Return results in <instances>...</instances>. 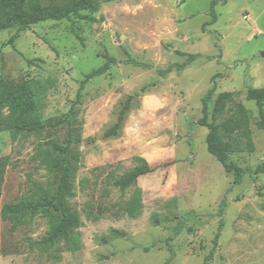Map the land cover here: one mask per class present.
Returning a JSON list of instances; mask_svg holds the SVG:
<instances>
[{"label": "rangeland", "instance_id": "1", "mask_svg": "<svg viewBox=\"0 0 264 264\" xmlns=\"http://www.w3.org/2000/svg\"><path fill=\"white\" fill-rule=\"evenodd\" d=\"M211 1L98 0L96 12L0 31V77L42 86V122L63 120L37 132L0 131V157L10 160L1 206L31 197L38 186L56 193L61 162L51 145L68 137L65 120L80 81L106 55L118 61L86 83L73 113V194L65 201L79 218L81 249L68 251L62 240L46 250L30 245L29 238L47 236L51 222L61 218L47 208L14 231L0 219V264H204L213 248L207 264H264V102L247 94L248 87H264V0L219 2L213 23ZM121 45L153 67L124 63ZM188 54L201 57L180 74L158 75L157 69L182 63ZM214 84L208 122L221 128L234 117L241 124L222 131L234 145L228 161L246 171L240 184L208 151L209 129L198 124ZM221 94L228 97L218 104ZM130 95L120 133L105 138ZM38 144L47 155L35 151ZM135 156L155 170L125 192L111 186L113 177L134 166ZM134 190L141 192L137 218L125 201Z\"/></svg>", "mask_w": 264, "mask_h": 264}, {"label": "trees", "instance_id": "2", "mask_svg": "<svg viewBox=\"0 0 264 264\" xmlns=\"http://www.w3.org/2000/svg\"><path fill=\"white\" fill-rule=\"evenodd\" d=\"M227 0H212L210 5L211 23L216 21L217 15L215 7L219 2L225 3ZM99 9L98 0H72L70 3L64 5H43L41 0H0V31L8 28H16L18 31L27 29L30 25L46 20H62L70 14H78L82 10H89L96 12ZM87 19L91 22H98L100 19L93 15H87ZM102 19V17H101ZM126 58L124 63L132 64L142 68H152L150 63L140 61L134 57L132 52L121 45ZM201 57V54H188L187 58L182 63H173L166 68L157 69L160 77H166L172 72L180 74L186 66L192 63L195 59ZM118 63L117 59L113 56L106 55L105 62L100 67L93 69L85 74L84 78L80 81L79 88L76 95V100L68 113L67 129L68 137L65 142L52 143L54 151L59 153L61 162V177L58 184L56 193L52 196L45 194L42 186H38L29 198L22 199L16 203H6L3 206L0 204V219L9 220L11 222V230H16L19 226L28 223V217L35 216L38 212L50 208L61 214V218L51 222L50 233L39 239L31 240L29 243L32 247H37L46 250L59 241H64L65 248L68 251L76 252L81 249V236L76 231L80 221L70 207L67 206L65 197L72 195L73 191L70 186V176L73 170L71 162L70 147L73 142L74 129L72 121L74 119L75 106L81 102L82 93L87 82L94 77L105 74L108 69ZM156 81L147 83L143 86L142 91L149 85H154ZM216 86L213 87L205 94L202 100V117L198 120V124L206 126L209 129L207 135V148L208 151L215 156V158L223 165L227 173H233L234 183L240 184L246 174V171L241 169L238 165L228 161L229 154L234 150L233 142L224 140L222 131L230 132L231 125L234 128H240L241 124H234V117L227 118L225 124L220 128L213 122H208L209 114V101L214 93ZM45 89L42 86L34 87L29 82L15 84L10 80L0 77V131H10L13 134H18L23 131L37 132L47 127H56L63 123V120L44 123L41 120L40 107L43 103ZM248 97L255 100L258 104L264 102V87L253 88L248 87ZM228 97L227 94L219 96L218 104L223 99ZM134 96L130 95L121 108L116 122L108 128L104 137L117 136L122 128L125 116L133 103ZM8 109L7 113L4 112ZM262 113V109H261ZM263 122L259 123L260 127L264 126V114H262ZM194 124L189 123L190 130L192 131ZM233 128V129H234ZM191 133V132H190ZM41 144L35 147V151L42 155L48 154L47 150L41 148ZM134 166L119 176L111 179L110 185L125 192L131 188L138 177L153 172L155 167L151 166L148 160L142 156L134 157ZM10 163L8 156L0 157V199L2 195L1 185L5 179V173ZM141 192L134 190L127 198L126 203L130 207V216L137 218L140 214L138 208V200ZM225 201H222L224 205ZM192 232V228L189 229ZM219 232L214 238V245L218 244ZM214 253L212 249L210 256ZM205 259V263L209 261V257Z\"/></svg>", "mask_w": 264, "mask_h": 264}, {"label": "water", "instance_id": "3", "mask_svg": "<svg viewBox=\"0 0 264 264\" xmlns=\"http://www.w3.org/2000/svg\"><path fill=\"white\" fill-rule=\"evenodd\" d=\"M262 56H264V52L262 53Z\"/></svg>", "mask_w": 264, "mask_h": 264}]
</instances>
